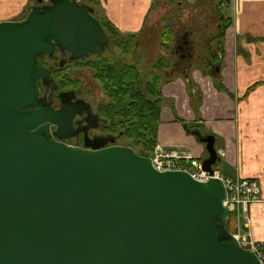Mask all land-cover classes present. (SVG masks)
<instances>
[{
  "label": "water",
  "instance_id": "95a60500",
  "mask_svg": "<svg viewBox=\"0 0 264 264\" xmlns=\"http://www.w3.org/2000/svg\"><path fill=\"white\" fill-rule=\"evenodd\" d=\"M48 2L0 21V264H262L228 227L220 179L158 171L112 136L62 141L89 106L71 101V90L58 94L59 109L50 105L53 80L40 58L60 52V64L71 62L109 38L89 5ZM190 132L212 173L214 135Z\"/></svg>",
  "mask_w": 264,
  "mask_h": 264
},
{
  "label": "crops",
  "instance_id": "0c3cea01",
  "mask_svg": "<svg viewBox=\"0 0 264 264\" xmlns=\"http://www.w3.org/2000/svg\"><path fill=\"white\" fill-rule=\"evenodd\" d=\"M28 1L0 0V21L14 19L27 8ZM223 1L231 17V25L225 31L224 66L218 69L225 90L219 89L209 75L193 70L192 79L201 93L200 116L196 119L185 80L178 75L166 82L162 86L166 103L160 110L156 147L202 161L207 156L204 144L187 132L184 124H198V129L214 135L220 159L217 169L222 174L259 177L262 200L248 205L249 224L241 232L264 241V0ZM100 3L107 19L121 32H140L138 42L142 52L151 48L155 36L150 32L153 19L150 14L157 7L153 0H100ZM174 115L182 120H176Z\"/></svg>",
  "mask_w": 264,
  "mask_h": 264
},
{
  "label": "trees",
  "instance_id": "16d2710c",
  "mask_svg": "<svg viewBox=\"0 0 264 264\" xmlns=\"http://www.w3.org/2000/svg\"><path fill=\"white\" fill-rule=\"evenodd\" d=\"M80 1L92 8V15L99 20L109 38L108 42L103 45V49L93 55V60L89 63L88 61L79 63L82 67L90 65L92 77L100 84V88L107 98V102L100 107L103 114L108 117L107 129L111 134H119L123 145L131 146L139 154L151 156L156 146V130L160 121V110L166 103V98L162 94V86L173 80L174 76L163 80L160 68L163 66L161 63L164 57H158L151 64L148 78L144 81L136 64L124 61L125 57L131 54L135 44L138 43L140 32H121L100 12V0ZM215 2L217 3V0ZM220 16L213 38L217 39L219 54L223 59L225 31L231 25V19ZM171 34V29L165 26L159 35L161 46L167 48V41ZM42 64L51 67L54 60L47 58ZM211 76L214 78V83L216 78L218 79L219 84L216 82V86L225 90L220 83L219 71H215ZM184 80L192 110L195 118L198 119L200 116L198 106L201 98L199 87L191 86L193 83L191 75L184 76ZM170 106L173 110V105ZM174 117L176 120H182L176 115ZM184 125L187 132L197 128V125Z\"/></svg>",
  "mask_w": 264,
  "mask_h": 264
},
{
  "label": "rangeland",
  "instance_id": "374dc122",
  "mask_svg": "<svg viewBox=\"0 0 264 264\" xmlns=\"http://www.w3.org/2000/svg\"><path fill=\"white\" fill-rule=\"evenodd\" d=\"M43 1L46 2L47 0ZM224 2L223 0H217L218 5L215 0H182L181 2H179V0L170 2L165 0H153L154 6L157 7L155 9L156 11L154 7L150 14V16L153 17L150 32L155 36V38L151 40V48L149 47L150 49L144 53L138 42L135 44L131 54H128V57L139 55L137 69L139 68L138 70L141 72L144 78L143 80L145 81L147 78L150 66L154 60L158 57H164L161 63L163 66L160 68L162 69L161 76L163 80H167L173 76L175 77L176 75L184 79V76H190L193 70L198 69L204 76L209 75L212 79L211 81L214 82V78H212L211 74H214L216 68H223L224 62L219 54L220 50L217 39L213 37L216 34L219 17H221L220 15L231 19L230 11L227 9V5ZM34 4H36V0H29L26 6L27 8H25L21 14L13 18L15 20L22 18L28 12L29 7ZM99 10L106 17L101 3L99 4ZM165 26H168L172 33L169 41H167V48L161 46L159 36ZM184 33H187V39L190 41V47L188 49L190 57L182 62L179 61V54L175 50L181 42ZM244 40L246 41V39ZM79 63L80 62H73L67 64L60 72H57V74L54 75L55 85H57L58 91L61 92L74 91L77 97L90 102L96 109L97 105L101 106L106 103L107 98L102 92L100 84L94 80V78L92 79L89 77L90 71L80 66ZM54 65L56 66V64H53V66ZM174 69L188 70L187 74H181ZM192 81L193 83H191V86H198L194 80ZM216 82H219L217 78ZM190 125H197V128L199 127L198 124L194 123ZM198 130H200L203 135L209 133L202 128ZM119 142H122V138H119ZM216 167L218 168V163Z\"/></svg>",
  "mask_w": 264,
  "mask_h": 264
},
{
  "label": "built area",
  "instance_id": "2783aa9c",
  "mask_svg": "<svg viewBox=\"0 0 264 264\" xmlns=\"http://www.w3.org/2000/svg\"><path fill=\"white\" fill-rule=\"evenodd\" d=\"M150 159L151 165L158 171H185L199 181H206L209 178L220 179L226 191L223 205L228 211L227 218L233 236L239 245L253 252L264 264V241L254 240L248 233L241 232V228L248 227L249 224L248 205L262 200L258 177H230L216 168L209 173L203 169L198 158L188 154L164 152L158 146L154 148Z\"/></svg>",
  "mask_w": 264,
  "mask_h": 264
},
{
  "label": "flooded vegetation",
  "instance_id": "af4514ba",
  "mask_svg": "<svg viewBox=\"0 0 264 264\" xmlns=\"http://www.w3.org/2000/svg\"><path fill=\"white\" fill-rule=\"evenodd\" d=\"M48 1V0H47ZM44 2L42 1H38L36 0V4L37 5H45L48 4L49 2ZM190 47V41L187 39V33H184V35L181 38V42L178 44L177 49L175 50L178 54H179V61L184 62L185 60H187L190 57V52L188 51ZM69 54L66 53L65 56H68ZM93 55L94 54H88L86 57L83 58H79L77 60H73L71 62H64L63 64H60V60L64 57L63 54H61L60 52H56V55L50 59L54 60V64L58 65V66H53L51 65V67H48V65H44L46 68H48V70L50 71V77L53 80V84H52V90H51V94L49 97V104L54 106L55 109H59L61 106V102L62 100L66 101L65 97H60L58 94L61 91H58V87L57 85H55L54 82V75L57 74V72H60V70H62L67 64L73 63V62H84V61H88V63L93 60ZM138 56V57H137ZM49 58L47 56H42L41 57V61H46V59ZM141 60V59H140ZM125 62L128 63H135L136 64V68H137V64L139 63V55H133L132 57H128L126 56L124 59ZM84 68H87L90 71V75L89 77H92V69L90 67V65H88V67L84 66ZM139 69V68H138ZM175 71H179L181 74H187V70L188 69H174ZM216 71H218V69L216 68ZM149 73V72H148ZM141 75V72H140ZM142 76V75H141ZM143 78V77H142ZM147 78H148V74H147ZM147 78L145 79V81L147 80ZM144 79V78H143ZM39 85H40V90H41V96H43L46 92V88L45 86H43L41 84V82L39 81ZM76 99H80L79 97H77V95H75V97H73L71 99V101H75ZM82 99V98H81ZM84 100V99H83ZM85 102L88 103V109L90 110V115L84 111L82 114L76 115L73 119V131L74 133L77 132V134H74L68 138L63 139L62 141L66 144L69 145H76V146H80L83 147L86 143L90 144L91 139L98 137V136H112L114 137L115 141L113 142V144H120L123 145L122 142H119V134H111L107 127H108V117L106 115L103 114L102 110H101V106H96V109L90 104V102L84 100ZM93 114L100 120L102 121V123H99L98 119H96L95 117L93 118ZM54 129V127H52V130ZM112 143L108 142L106 144V146L111 145ZM252 177V176H250ZM258 177V176H256ZM259 179V177H258ZM260 181V180H259ZM260 184V182H259ZM261 189V188H260Z\"/></svg>",
  "mask_w": 264,
  "mask_h": 264
}]
</instances>
